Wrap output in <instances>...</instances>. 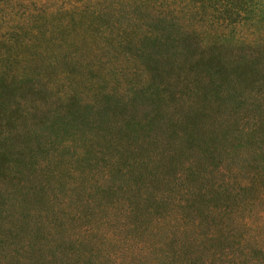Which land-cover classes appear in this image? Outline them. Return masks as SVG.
I'll list each match as a JSON object with an SVG mask.
<instances>
[{"label":"rangeland","instance_id":"1","mask_svg":"<svg viewBox=\"0 0 264 264\" xmlns=\"http://www.w3.org/2000/svg\"><path fill=\"white\" fill-rule=\"evenodd\" d=\"M12 1L3 28L33 8ZM71 11L73 18L46 19L43 28H56L53 37L67 26L59 37L64 40L54 45L24 49L29 56L22 60L14 58L17 41L0 45V138L9 139L0 169L11 150L23 152L17 167L26 160L31 165L21 182L34 188L25 210L3 205L0 264H264V167H257L264 156L255 154L264 125L244 135L242 154L249 159L243 168L242 160H225L224 146L244 143L228 136L220 145L217 137L230 131L215 123L214 102L204 104L194 92L196 80H209L208 50L184 52L183 64L172 54L149 61L147 54L125 52L130 36L118 35L123 40L116 46H109V37L89 36L97 25L93 17ZM120 15L114 27L125 17ZM239 32L245 36L249 29ZM247 53L238 42L225 48L220 61L239 70L236 60ZM6 61L8 73L2 71ZM147 63L162 74H153ZM249 89L264 93V82ZM256 102L264 110V97ZM245 117L253 119L252 113ZM63 118L71 126L56 133ZM124 146L138 153L129 167ZM222 160L251 183L245 193L214 187L220 182L214 165ZM182 183L196 199L184 200ZM3 186L11 189L0 178Z\"/></svg>","mask_w":264,"mask_h":264},{"label":"trees","instance_id":"2","mask_svg":"<svg viewBox=\"0 0 264 264\" xmlns=\"http://www.w3.org/2000/svg\"><path fill=\"white\" fill-rule=\"evenodd\" d=\"M19 2L25 5L30 4L33 8L24 15L21 14L17 18L10 19L9 22H6L8 25H5V28L0 24V33L2 32L0 45L4 41L6 43V40L18 42L19 47L14 57L17 58L16 60H22L21 58L29 56L23 52L24 49L38 47L42 43L54 45L57 39L64 40L59 37L63 36L61 33L67 31L66 25H60L58 37H53L51 34L56 28L51 31L43 27L48 18L53 23L58 19V15L62 16L60 20L73 18L70 15L71 10H78L79 14H88L93 17L92 20L97 25L91 28L89 36L109 37V46L121 43L125 35L130 36L129 41L132 44L125 47V52L132 55L134 53L147 54L149 61L153 55L172 54L179 57L183 64L181 54L184 52L195 51L199 47L208 50L204 70L210 71V77L207 81L196 80L193 86L194 92L197 94L198 101L204 104L214 102L217 110L216 118L219 120H214L215 123L222 124L225 129L230 131L228 135L226 131H223L222 136L217 137L220 138V145L223 147V139H228V136L236 141L242 140L244 143L242 147L240 145L241 148L232 144L223 147L225 160L232 162L242 160V165L239 167L243 168L245 160L249 159L247 155L243 157L242 154L248 144H245L247 139L245 140L244 135L246 132L257 133L264 125V110L260 109V104L256 102L257 99L264 97V93L258 95L251 93V89L246 90L249 86L264 82V32L261 31V27L264 28V0H19ZM49 5H54V9H47ZM12 6V0H0V23L8 21V18L12 16V11H10ZM117 14H121L120 17H125L114 27L113 19H117ZM53 25L55 27V24H51L52 28ZM244 26L249 29V32L242 36L239 31ZM6 32L8 38H4ZM45 32H48L47 37ZM118 35L123 36V39H118ZM133 36L138 37L135 42ZM238 42L242 50H249L247 56L243 55L237 60L232 57L234 61L239 62V70L231 65L228 67L220 61L226 56L225 48L233 50ZM245 43L251 46H262L254 50L244 45ZM7 62L3 64L2 71L8 73L9 63ZM145 66L153 74H162L159 68H149L148 63ZM243 104H247L244 114L240 111ZM226 112L229 115H226ZM238 112L239 115H235ZM249 113L253 115L251 120L245 117ZM98 116H101L100 113ZM239 116L244 118V124H239ZM71 118L72 124L78 123L74 118ZM68 119L63 118L56 124V133H67V129L71 126ZM187 126H190L189 122H187ZM215 135L214 133V138ZM8 140L7 137L0 138V154L3 153L2 149ZM31 152H33L32 149ZM73 152L75 154V150ZM121 152L125 154L124 159L127 160V167H129L128 163H132L138 157L136 150L130 147L124 146ZM9 154H11L10 158H6L1 165L0 178L11 183V189L6 186L0 187V215L4 212V204L10 208L16 205H19L23 210L28 208L34 192L33 187L25 185L24 181L21 182L31 164L26 160L18 168L16 163L21 160V156L25 157V155L23 152L12 153V150ZM255 154L258 157L264 156V137L259 147L256 148ZM113 162L116 163L117 160ZM261 164L264 167V157L261 158L260 164L257 166L260 169L262 168ZM113 165L108 168L110 169ZM215 170H217L216 174L220 182L214 187L233 191V196L245 193L251 185L249 181L240 178L236 170L234 173L232 167L226 166L223 160L220 165L216 162ZM26 175L28 176V173ZM181 186L184 188L181 193L185 201L192 197L196 199L194 191L188 183H182ZM226 208L224 206L222 212L226 211ZM133 211H135V207L132 204L128 205V215L132 216ZM31 233L34 235L35 230ZM259 249L264 252L262 248ZM250 264L258 263L252 259Z\"/></svg>","mask_w":264,"mask_h":264}]
</instances>
